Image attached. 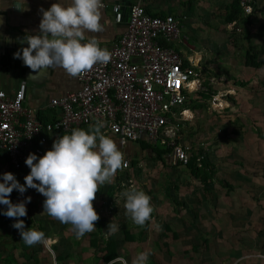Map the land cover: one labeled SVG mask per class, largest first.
<instances>
[{
	"label": "rangeland",
	"instance_id": "obj_1",
	"mask_svg": "<svg viewBox=\"0 0 264 264\" xmlns=\"http://www.w3.org/2000/svg\"><path fill=\"white\" fill-rule=\"evenodd\" d=\"M192 4L198 5L195 0ZM198 11L193 7L175 16L180 17L183 39L192 46L189 54L202 56L197 72L201 90L207 93L191 100L192 117L178 123L175 139L187 146L189 157H194L196 173H206L208 178H194L186 166L171 163L168 149L161 147L156 154L153 148H140L131 142L123 153L130 167L118 170L111 184L100 187L93 201L99 216L96 230L79 239L71 225L43 212L45 198L35 189L28 188L23 194L14 189L9 196L12 203L31 197L25 205L27 215L20 218L25 228L44 229L46 239L27 246L12 227L15 220L2 214L6 206L0 205V264H108L101 255L109 240L114 243V258L121 256L128 264L141 251L150 253L147 264H264V168L257 162L259 158L252 157L256 146L247 143L253 138L248 134L253 129L247 114L241 120L232 113L227 121L223 117L216 120L220 113L211 112V107L218 106V101L213 104L211 94L216 91L214 95L224 98L234 93L233 87L218 92L212 85L222 88L223 83L233 84L229 76L233 79L235 75L226 65L224 72L229 74L219 84L221 78L213 75L214 68L205 70L209 60L222 67L223 57L238 70L242 44L255 42L256 53H262L264 40L258 29L264 23L261 19L253 30L248 31L245 25L233 31L225 26L223 14L212 20ZM253 131L258 138V129ZM5 172L24 184L27 174L22 168H8L0 157V182ZM131 185L151 197L154 210L144 227L125 215L119 193ZM110 222L118 225L114 234L107 228ZM58 254L61 259L56 261Z\"/></svg>",
	"mask_w": 264,
	"mask_h": 264
},
{
	"label": "built area",
	"instance_id": "obj_2",
	"mask_svg": "<svg viewBox=\"0 0 264 264\" xmlns=\"http://www.w3.org/2000/svg\"><path fill=\"white\" fill-rule=\"evenodd\" d=\"M237 3L242 13L253 14V0ZM110 9L113 20L125 25L106 47L110 61L75 77L77 89L49 100L57 110L52 120L42 122L34 108L22 105L24 80L12 95L0 89V150L11 169H20L29 153L42 155L34 139L43 142L44 133H65L96 121L105 122L101 131L113 135L120 148L145 139L168 147L172 163H187V146L176 141L175 130L191 118L187 104L202 87L198 62L183 48L180 17L150 15L140 0L128 3L125 15L119 3Z\"/></svg>",
	"mask_w": 264,
	"mask_h": 264
},
{
	"label": "clouds",
	"instance_id": "obj_3",
	"mask_svg": "<svg viewBox=\"0 0 264 264\" xmlns=\"http://www.w3.org/2000/svg\"><path fill=\"white\" fill-rule=\"evenodd\" d=\"M21 11L28 10L19 5ZM102 0H67V3L51 4L45 10L40 8L41 19L36 35L26 34L19 41L27 43L13 53V58L21 59L25 66L36 73L42 68L59 67L70 77L90 71L94 65L107 64L111 54L107 48L99 46L98 39L89 33L102 32ZM11 43V38H5ZM105 122L96 121L88 130L74 128L70 134L58 136L51 149L43 156L29 153L25 159L30 172L21 185L10 172L2 174L0 182V205L6 206L2 214L12 218V227L19 231L21 240L29 247L45 241V234L33 228H25L20 219L27 215L24 201L12 203L10 194L15 189L23 194L28 188L35 189L45 199L43 212L61 224L71 225L76 238L96 230L99 220L93 207L96 193L105 184H111L118 170L127 166L124 154L117 144L101 130ZM38 182V183H37ZM124 200L125 215L132 222L144 227L152 218L151 197L136 185H131L119 193ZM110 233L119 228L115 223L107 225ZM150 253L136 254L132 264H147ZM108 264H128L121 256L109 260Z\"/></svg>",
	"mask_w": 264,
	"mask_h": 264
},
{
	"label": "crops",
	"instance_id": "obj_4",
	"mask_svg": "<svg viewBox=\"0 0 264 264\" xmlns=\"http://www.w3.org/2000/svg\"><path fill=\"white\" fill-rule=\"evenodd\" d=\"M134 0H102L103 8L101 9L102 19L101 24L103 25V31L99 33H89V35L95 36L99 41V46L101 48H106L111 43L116 41L119 37L120 33L124 29V20L120 23H116L113 20V14L111 12L110 6L114 3H119L121 5L122 12L124 15L127 11V5ZM198 5L194 6L193 0H140L142 6L145 11L150 15L161 16L165 14L172 15H180L184 11H190L194 8L200 10L198 11L199 15L203 14L209 16L210 19H216V16L222 15L224 16V24L227 28L230 27V30L240 31L241 27L246 25V29L253 30V26L255 22L262 19L264 23V0H253L252 6L254 9L253 14L245 15L244 13H239L237 17L231 21H226V15L230 10V5L234 0H195ZM58 2V0H19V5L22 8H26L28 10L21 11L17 5L16 0H0V89H2L7 95H12L14 90L17 88L18 83L21 80L25 81V95L24 100L22 102L23 106L32 107L35 109L36 118L42 122L52 120L56 114L57 110L55 108L49 107L48 102L53 97H58L65 94L68 91L75 90L79 87V82L75 77H70L62 68L59 67H50V68H42L38 70L36 73H33L30 68L24 65L21 59L13 58V53L18 51L22 47H27V43L21 44L19 41L26 34L36 35L39 32V22L41 19V13L39 9L42 7L47 10L51 4ZM63 3H67V0H61ZM175 11V12H174ZM222 25V24H218ZM240 26V27H239ZM264 27V26H263ZM263 27H259V31L262 33L264 37ZM262 40L264 38L260 36ZM5 38H11V43L5 42ZM254 39V38H253ZM186 42V41H185ZM244 42V41H243ZM262 43V42H261ZM227 44V43H226ZM255 46V42L249 43V45L242 44V58L241 64L237 70L236 65L233 63H229L223 57L222 67L217 64V61L209 60L207 66H205V70L212 71V67L215 70L213 73L217 78H221L218 81L219 84L223 83L225 80L226 71L228 65L232 71L234 72L232 77L229 78L232 80L233 84H228L225 86L223 83V87L219 88L218 85H212L215 88L214 90H227L226 88L233 87V93H238L237 97L233 95H227L224 98L222 95H214L216 91L211 94L213 104L215 101H218V106L211 107V112L220 113L217 115L219 118H224V120H229L231 117V113L233 117L239 115L237 118L240 120L245 119L244 115L247 114L248 120L250 121L249 128L258 129L259 136L255 137V133L252 130V133H248L252 135L253 138L249 140L247 143H251L250 146L255 145V152L251 151L252 157H256L259 160L258 163H262V167L264 168V62L258 67L245 65L244 58L246 53L254 57V60L258 59L264 60V51L262 53L253 47ZM185 51L189 54L192 51V46L187 43L184 45ZM191 50V51H190ZM258 54L256 56V54ZM190 57L197 60V70L200 67V63L203 60L201 54H189ZM253 60V61H254ZM217 68V69H216ZM220 70H219V69ZM219 70V71H218ZM237 71V72H236ZM198 73V72H197ZM222 76V77H220ZM227 77V76H226ZM198 78L200 81V76L198 74ZM252 82V83H251ZM255 82H258L256 84ZM201 83V82H200ZM245 87H248L245 88ZM254 87L253 89H250ZM202 90H198L194 92L191 96L190 101L187 106L190 109L191 117H192V107L191 100L201 94ZM230 91V89H229ZM206 94L207 92H202ZM214 95V96H213ZM208 112V111H207ZM224 114V116H223ZM216 115V114H215ZM190 119V118H189ZM188 120V119H186ZM184 120V121H186ZM224 123V122H223ZM216 126L218 124H215ZM90 125L78 126L74 128H80L84 130H88ZM222 125H218L220 127ZM72 128V129H74ZM68 132H53V133H44V141L40 142L38 139H34V144L39 146L42 150V155L46 150H50L53 141L58 137L64 134H70L71 130ZM110 137L118 146V149L125 153L127 149L130 147L127 142L126 145L122 148L119 147L117 139L110 134H106ZM37 140V141H36ZM136 143L140 148L147 147L153 148H163L166 150L164 144L159 143H150L145 139H140L138 141H132ZM160 145V146H159ZM253 148V146H252ZM161 150V149H160ZM37 156V157H40ZM169 156V155H168ZM125 157V156H124ZM170 162L172 163L170 156L168 157ZM127 161V159L125 158ZM128 163V161H127ZM180 164V163H177ZM129 165V163H128ZM127 165V166H128ZM182 165V164H180ZM185 166V165H183ZM130 167V165H129ZM22 170L24 173L28 174L30 169L26 166L25 162L22 165ZM128 168V167H126ZM125 169V168H123Z\"/></svg>",
	"mask_w": 264,
	"mask_h": 264
},
{
	"label": "trees",
	"instance_id": "obj_5",
	"mask_svg": "<svg viewBox=\"0 0 264 264\" xmlns=\"http://www.w3.org/2000/svg\"><path fill=\"white\" fill-rule=\"evenodd\" d=\"M239 13H241V9L238 6L237 0H234L233 3H231V5H230V10H229L228 14L226 15L225 20L229 22V21L235 19ZM253 60H254V57H251V55H249V53L248 54L246 53L245 58H244V64L245 65H250V66L257 67V66L261 65L264 62L263 59H258L257 61H255V60L253 61ZM198 94L204 95L201 92H199ZM154 149L156 151V154H159L160 151H161L160 149L156 148L155 146H154ZM167 149L169 151L168 147H166V150ZM0 157H2L5 160L7 167L11 168L7 164L6 156L4 154V151H2V150H0ZM185 166H186V168L189 170L190 174L194 178H197V179H200V180H205V179L208 178V174H206V173H202L201 175L196 173V169H195V165H194V157L193 156L189 157V159H188L187 163L185 164ZM40 231H42L43 233L45 232V230L42 229V228L40 229ZM103 251H104V253L101 256L104 259V261H109L112 258H114V256H115L114 243L112 241H110V240L107 241L106 244L103 247ZM55 259H56V261H59L61 259L60 255L59 254L55 255Z\"/></svg>",
	"mask_w": 264,
	"mask_h": 264
}]
</instances>
